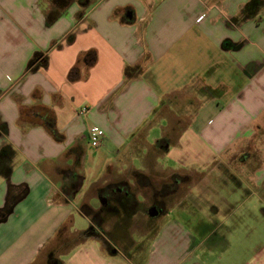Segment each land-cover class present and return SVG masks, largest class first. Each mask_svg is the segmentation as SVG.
I'll return each mask as SVG.
<instances>
[{"label": "crops", "instance_id": "0c3cea01", "mask_svg": "<svg viewBox=\"0 0 264 264\" xmlns=\"http://www.w3.org/2000/svg\"><path fill=\"white\" fill-rule=\"evenodd\" d=\"M249 1L90 0L77 18L74 0L47 26L36 0H0V264H264L240 234L242 204L264 196V0ZM147 155L186 172L235 162L246 193L208 213L205 194L179 195L144 256L109 250L79 206L114 172L147 174ZM64 223L75 242L57 253Z\"/></svg>", "mask_w": 264, "mask_h": 264}, {"label": "rangeland", "instance_id": "374dc122", "mask_svg": "<svg viewBox=\"0 0 264 264\" xmlns=\"http://www.w3.org/2000/svg\"><path fill=\"white\" fill-rule=\"evenodd\" d=\"M147 140L151 141V136H149ZM105 153L107 154V151ZM113 155V152L108 153L111 160H114ZM135 158L136 157L133 156V160H135ZM142 162L144 166L148 168L147 174L141 172L144 174V177L134 175L132 173L134 170H122L119 174L114 172V174L112 173L111 175H108V178H111L113 183L125 181L128 189L133 193L134 197H137L138 200L141 199L140 202L136 200V210L127 223L121 222L122 214L117 212L119 208L118 204L109 191L106 192V189H103L101 191L97 190L93 192V195H99L100 198H105L106 202L107 199L109 200V211L111 213L107 214L105 211H102L100 216L96 215L94 220L91 219L96 234L90 236L99 238L103 243L109 245V250H111V248H118L123 253L136 250V253L134 252L133 255L138 258L145 255L150 246L153 232L159 221V217L151 218L147 215V208L155 198L162 199L161 204L163 205V210L166 211L169 207L175 204L179 195L182 196L188 192H191L193 195L198 193L205 194L202 195L199 202H195L194 204L201 207L200 210L203 212L208 213L212 211H223V207H227V204L224 203L223 199L228 198L233 201V204H238L241 201L239 199H241L246 193L245 190L239 188L234 181L236 179H234L235 175L232 174V172L236 173L235 162L230 163L232 169H227L224 164L215 162L216 167L214 166L215 168L213 167L211 171L208 170L205 172H186L183 170L161 168V166L156 165L148 155L145 156ZM161 162L170 164L168 158L161 159ZM131 164L137 168L140 166L136 163V160L132 161ZM139 177L141 181L140 184L150 182L154 185H137L135 179H139ZM175 179H180L179 185H173ZM161 187L165 188L164 192L159 191ZM173 189H175V191H172ZM258 189L259 187H256L257 191ZM107 190H109V188ZM260 190H264V187H260ZM257 196H260L261 199L257 198ZM257 196L245 200L242 204L243 208H241V210L244 211L245 214L244 218H242L243 224L240 228V234L244 237V240H254L258 243H264V196L262 194H258ZM99 197H88L87 204L94 207L93 209L95 211L100 209L103 205L100 204ZM174 199L176 200L173 201ZM234 201L236 202L234 203ZM133 204L134 203H132V205ZM252 207L255 208L256 216L251 219V216L246 213V209L250 210L249 208ZM178 211L179 210L177 209H173L172 213L175 215ZM197 214L199 215L200 213L198 212ZM74 228H76L77 231H81L88 228V224L83 220L81 223H77L71 227L70 231ZM237 240L238 237L236 236L232 239L234 242ZM74 242L75 239L72 236L64 241L62 237L56 241V248H59L56 252H63V250L71 246Z\"/></svg>", "mask_w": 264, "mask_h": 264}, {"label": "trees", "instance_id": "16d2710c", "mask_svg": "<svg viewBox=\"0 0 264 264\" xmlns=\"http://www.w3.org/2000/svg\"><path fill=\"white\" fill-rule=\"evenodd\" d=\"M73 1L74 0H36V5L43 13L45 25L49 26L55 20H57V18H59V16L66 10V8L71 3H73ZM76 1L79 4V6L81 7V10H79L77 12V18H78V17H81L82 9L86 8L89 5L90 0H76ZM256 1L257 0H250L248 2V4L254 3ZM72 39H73L72 34L67 35V37H66L67 42H71ZM38 56H39V53H36L31 58V60L29 61L28 65H27L28 68L36 67V65H37L36 61L38 59ZM129 69L130 68H128V67L125 68V72H124L125 77L130 76ZM44 125L51 132V134L53 135V137L55 139H57V140L61 139L60 135L55 130L53 119H51V120L48 119L47 121L44 122ZM132 173L134 175L144 177V174H142L139 171L134 170ZM140 177H139V179H135L137 185L139 184L141 186H145V185L149 184L148 186H150V183L140 184V182H141ZM108 188H109V190H107ZM103 189H106L105 190L106 192L109 191V193L114 196L113 199L116 201V203L118 204V207H119L117 212L122 214L121 222L127 223L129 221L130 216L135 212V210H136L135 205L137 204L133 193L128 189L127 183L125 181L110 183V184L105 185L104 187L99 188L98 190L101 191ZM108 202H109V200L107 199V202L105 204H103L100 207V209H97L96 211L89 204L82 203L79 206V211L81 212V214L89 217L90 220L91 219L94 220L96 215L100 216V214H102L101 213L102 211H105L107 214L111 213L109 211L110 205ZM132 203H134V204L132 205ZM97 224H99V223H97ZM66 229H67V224L64 223L59 228V230L56 234L57 240L61 239L62 237H63V241L65 240L64 234H65ZM84 234L86 236L96 234V232L94 231L93 225H90L89 228L86 231H84ZM108 246L109 245H107V247Z\"/></svg>", "mask_w": 264, "mask_h": 264}, {"label": "built area", "instance_id": "2783aa9c", "mask_svg": "<svg viewBox=\"0 0 264 264\" xmlns=\"http://www.w3.org/2000/svg\"><path fill=\"white\" fill-rule=\"evenodd\" d=\"M86 110H87L86 107L81 108V111H86ZM103 135H104V131L99 126L91 125L88 127L87 137H88L89 143L93 147H97L101 144Z\"/></svg>", "mask_w": 264, "mask_h": 264}, {"label": "flooded vegetation", "instance_id": "af4514ba", "mask_svg": "<svg viewBox=\"0 0 264 264\" xmlns=\"http://www.w3.org/2000/svg\"><path fill=\"white\" fill-rule=\"evenodd\" d=\"M180 184V179H175L174 180V182H173V185L175 186V185H179ZM161 186H163V185H161ZM155 190V189H154ZM164 190H165V188H160L159 189V191H162V192H164ZM172 191H175V189H173ZM157 192V191H156ZM159 197V196H158ZM161 202H162V199H160V198H155L154 200H152V202H151V205H155L158 209H159V214H161L164 210H163V205L161 204ZM150 205V206H151ZM158 214V215H159ZM157 215V216H158ZM156 216V217H157Z\"/></svg>", "mask_w": 264, "mask_h": 264}, {"label": "water", "instance_id": "95a60500", "mask_svg": "<svg viewBox=\"0 0 264 264\" xmlns=\"http://www.w3.org/2000/svg\"><path fill=\"white\" fill-rule=\"evenodd\" d=\"M100 204H104L106 202L105 198H99ZM159 214V209L155 205H151L147 208V215L149 217H156Z\"/></svg>", "mask_w": 264, "mask_h": 264}]
</instances>
